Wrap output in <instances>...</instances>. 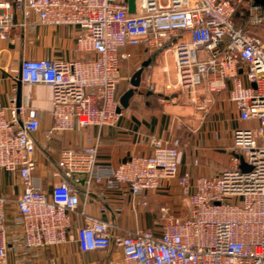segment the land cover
Masks as SVG:
<instances>
[{
  "label": "built area",
  "instance_id": "built-area-1",
  "mask_svg": "<svg viewBox=\"0 0 264 264\" xmlns=\"http://www.w3.org/2000/svg\"><path fill=\"white\" fill-rule=\"evenodd\" d=\"M243 1L135 0L131 13L128 0H0V38L34 31L36 15L39 25L75 27L77 49L92 54L21 61L22 82L53 89L47 140L120 120L117 88L121 63L130 57L122 49L140 44L173 54L171 87L192 93L199 110L210 108L204 95L226 91L243 122L218 175L179 173V136L151 138V153L115 166L98 161L99 141L90 140L79 151H61L48 192L34 176L40 111L17 105L16 97L4 106L0 96V170L16 173L22 187L15 208L0 194V264H38L45 250L69 243L83 253L113 249L106 264H264V40L235 24ZM246 1L244 15L264 26V4ZM82 179L125 186L143 206L163 180L176 179L184 210L177 215L164 206L158 227L117 232L116 224L86 213L76 188Z\"/></svg>",
  "mask_w": 264,
  "mask_h": 264
},
{
  "label": "crops",
  "instance_id": "crops-1",
  "mask_svg": "<svg viewBox=\"0 0 264 264\" xmlns=\"http://www.w3.org/2000/svg\"><path fill=\"white\" fill-rule=\"evenodd\" d=\"M246 2L239 4L234 22L264 40V26L252 23L244 15ZM16 18L21 19L20 15ZM31 20L36 25L34 31L21 28L12 39L0 38V96L4 106H10L12 98L16 97L17 105L40 111V128L34 134L37 145L34 176L48 192L56 182L50 170L56 166L61 151L66 148L79 151L90 140L99 141L98 161L106 165L115 166L133 155L151 153V138L171 142L176 136L182 140L179 173L190 170L194 175L215 176L228 164L234 130L243 125L228 93L204 95L212 100L207 111L199 110L197 103L188 98L192 93L187 98L161 94L157 90L159 85L170 88L173 84L168 66L170 59L174 64L173 54L151 53L144 44L122 49L130 53V57L121 63L119 99L132 87L133 74L148 60L150 63L144 70L149 75L142 77L128 106L121 107V118L115 125L92 126L86 130L77 127L47 140L45 131L52 125L53 89L48 84L22 82L21 61L24 58L71 60L89 58L92 54L77 49L75 27L39 25L36 15ZM161 72L164 78L157 84L155 77L161 76ZM149 86L155 90H148ZM195 160L198 165L194 164ZM76 188L82 201H86V213L116 224L117 232L155 228V215L164 206L177 215L184 210V199L176 179H165L158 189L150 191L146 206L141 205L139 199H133L125 186L111 189L104 182L92 180L89 185L82 179ZM21 192L18 175L0 170V194L9 199L11 208H15ZM112 251L83 253L77 244L69 243L45 250L38 264H106Z\"/></svg>",
  "mask_w": 264,
  "mask_h": 264
},
{
  "label": "rangeland",
  "instance_id": "rangeland-1",
  "mask_svg": "<svg viewBox=\"0 0 264 264\" xmlns=\"http://www.w3.org/2000/svg\"><path fill=\"white\" fill-rule=\"evenodd\" d=\"M169 54H171V53H169ZM168 66H169V69H170V74H171V76H172V80H171V82L173 83V84H175L176 83V81H177V76H176V70H175V68H174V64H173V61L170 59V61H169V64H168ZM165 73V72H164ZM149 75V72L147 71V70H144L143 71V74H142V77H147ZM148 78V77H147ZM163 78H164V75H163V73L161 72V76H158V77H155V80H156V82H157V84L159 83H162V81H163ZM122 81V80H121ZM149 85H151V83L149 84ZM149 89L148 90H155V87H154V89H152V87L151 86H149L148 87ZM157 90L159 91V92H162L161 94H164L165 96H182V98H187V95H190L191 93L187 90V89H184V90H181L180 88H178V87H170V88H166L165 86L164 87H162L161 85H159V87H157ZM188 98H190L191 99V95L188 97ZM180 99H181V97H180ZM161 215H162V211L161 210H159V212H157V215H155V218H156V222H155V227H158V225H160V223H161Z\"/></svg>",
  "mask_w": 264,
  "mask_h": 264
},
{
  "label": "water",
  "instance_id": "water-1",
  "mask_svg": "<svg viewBox=\"0 0 264 264\" xmlns=\"http://www.w3.org/2000/svg\"><path fill=\"white\" fill-rule=\"evenodd\" d=\"M257 2H261L264 4V0H255ZM129 2V11L133 13L135 11V0H128ZM150 63V60L146 61L132 76L131 78V85L132 87L128 89L123 96L120 99L121 106L122 107H127L129 104L130 98L133 96L135 93L136 89L141 85V79H142V74L144 71L145 66H147ZM242 167L245 169V164L242 163Z\"/></svg>",
  "mask_w": 264,
  "mask_h": 264
}]
</instances>
